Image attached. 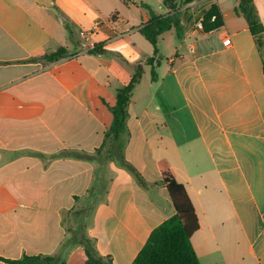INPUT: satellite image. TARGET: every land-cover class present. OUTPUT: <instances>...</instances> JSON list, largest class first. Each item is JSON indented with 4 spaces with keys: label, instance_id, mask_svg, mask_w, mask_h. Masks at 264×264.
Returning <instances> with one entry per match:
<instances>
[{
    "label": "crops",
    "instance_id": "1",
    "mask_svg": "<svg viewBox=\"0 0 264 264\" xmlns=\"http://www.w3.org/2000/svg\"><path fill=\"white\" fill-rule=\"evenodd\" d=\"M142 4L169 14L164 0H0V264L63 246L65 264H86L85 238L132 264L175 213L164 161L198 216L201 264H264V31L250 27H264V0L181 4L178 29L159 38L156 81ZM213 6L223 26L198 29ZM62 47L61 60L43 59ZM138 64L123 153L143 183L116 159L77 157L103 144Z\"/></svg>",
    "mask_w": 264,
    "mask_h": 264
},
{
    "label": "trees",
    "instance_id": "2",
    "mask_svg": "<svg viewBox=\"0 0 264 264\" xmlns=\"http://www.w3.org/2000/svg\"><path fill=\"white\" fill-rule=\"evenodd\" d=\"M193 0H164L169 9L167 16L157 15L150 6L142 4L150 14L149 22L140 28L141 35L154 47V54L148 58L146 65L152 69V79H158L155 66L159 64L158 54L159 38L166 32L178 29L180 21L177 18L178 9L181 4L190 3ZM242 4H249L252 0H241ZM205 31L219 29L223 26V17L216 6L206 14L204 20ZM254 35L260 36L264 31L261 23H250ZM92 54H104L100 46L90 50ZM67 49L62 47L57 52L45 54L43 59L47 62H56L65 57ZM157 61V63H156ZM144 69L138 64L128 84L119 90L116 104L109 107L114 119L108 128L103 144L96 150L94 155L79 154L78 158L107 163L110 159H116L119 164L129 170L140 183L143 179L133 165L124 159L123 149L129 135L127 120L129 117L128 107L136 86L141 82ZM62 156V155H61ZM162 183L166 186L168 194L173 202L175 213L155 228L148 241L141 249L132 264H201L197 253L191 243V238L199 230V220L194 205L183 184L179 183L167 164L161 162L158 165ZM105 187V185H103ZM103 187V188H104ZM93 189H91V192ZM84 248L87 255L86 264H113L109 258L101 256L94 241L90 238L84 239ZM64 247V246H63ZM61 251L53 256L36 255L24 256L19 260H6L17 264H65V252ZM0 259H2L0 257ZM4 260V259H3Z\"/></svg>",
    "mask_w": 264,
    "mask_h": 264
},
{
    "label": "built area",
    "instance_id": "3",
    "mask_svg": "<svg viewBox=\"0 0 264 264\" xmlns=\"http://www.w3.org/2000/svg\"><path fill=\"white\" fill-rule=\"evenodd\" d=\"M197 28L200 29V30H204V27H203V22L200 21L197 25ZM93 33H89L88 31H81V36L85 39H88ZM224 45L226 46H229L231 44V40L229 37H227L225 40H224ZM95 46H93L91 49H93Z\"/></svg>",
    "mask_w": 264,
    "mask_h": 264
},
{
    "label": "rangeland",
    "instance_id": "4",
    "mask_svg": "<svg viewBox=\"0 0 264 264\" xmlns=\"http://www.w3.org/2000/svg\"><path fill=\"white\" fill-rule=\"evenodd\" d=\"M166 38V44H168L169 45V36L167 35V36H165ZM248 264H256L255 262H254V260L251 258V257H249V261H248Z\"/></svg>",
    "mask_w": 264,
    "mask_h": 264
}]
</instances>
